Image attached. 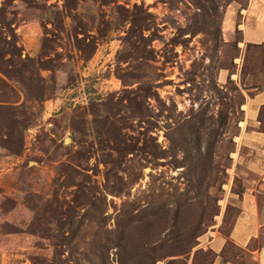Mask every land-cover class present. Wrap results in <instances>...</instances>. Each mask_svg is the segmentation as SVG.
<instances>
[{
  "label": "rangeland",
  "instance_id": "1",
  "mask_svg": "<svg viewBox=\"0 0 264 264\" xmlns=\"http://www.w3.org/2000/svg\"><path fill=\"white\" fill-rule=\"evenodd\" d=\"M234 1L0 0V264H215L264 164Z\"/></svg>",
  "mask_w": 264,
  "mask_h": 264
},
{
  "label": "crops",
  "instance_id": "2",
  "mask_svg": "<svg viewBox=\"0 0 264 264\" xmlns=\"http://www.w3.org/2000/svg\"><path fill=\"white\" fill-rule=\"evenodd\" d=\"M226 43L239 35L238 46L264 44V0L234 1L224 12L221 25ZM247 90L242 105V121L245 130L239 126L240 138L249 146L264 152V132L254 131L260 111H264V88L260 91ZM260 147V148H259ZM257 181L251 189H246L238 199L239 213L229 231L228 238L218 235L207 244L216 255L215 264H264V164L256 169ZM257 195L260 196L257 197ZM263 237V243L259 239ZM229 240L242 255L239 262L223 261L221 253Z\"/></svg>",
  "mask_w": 264,
  "mask_h": 264
},
{
  "label": "trees",
  "instance_id": "3",
  "mask_svg": "<svg viewBox=\"0 0 264 264\" xmlns=\"http://www.w3.org/2000/svg\"><path fill=\"white\" fill-rule=\"evenodd\" d=\"M228 4H230V3H228ZM228 6V5H227ZM220 31H221V29H220ZM237 43V42H236ZM250 46H256V45H247V47H250ZM260 46H262V45H260ZM227 238H228V236H227ZM227 243H231L229 240H227ZM232 244V243H231Z\"/></svg>",
  "mask_w": 264,
  "mask_h": 264
}]
</instances>
